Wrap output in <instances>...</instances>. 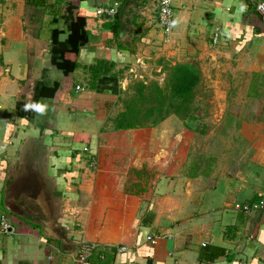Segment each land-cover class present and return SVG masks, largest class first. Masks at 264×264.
<instances>
[{
    "label": "crops",
    "instance_id": "1",
    "mask_svg": "<svg viewBox=\"0 0 264 264\" xmlns=\"http://www.w3.org/2000/svg\"><path fill=\"white\" fill-rule=\"evenodd\" d=\"M71 1L87 21L89 40L79 66L65 75L50 60L51 29L63 26L53 21L57 0H0V216L14 227L0 234V264H72L83 241L95 244L89 264H264V204L253 207L264 201V105L244 123L253 150L236 170L192 172L181 147H189L186 138L170 150L167 126L175 115L149 127L114 129L112 121L132 80L146 81L167 62H196L216 74L227 69L237 78L250 73L247 88L264 93V26L249 0H172L169 34L158 23V0H148L132 8L124 36L114 17L96 12L114 0ZM97 60L113 64L116 84L87 87L85 65ZM31 141L46 146L57 199L26 197L42 222L20 217L26 224L19 226L4 199L42 189L26 178L14 185L11 165ZM144 165L148 178L130 171Z\"/></svg>",
    "mask_w": 264,
    "mask_h": 264
},
{
    "label": "rangeland",
    "instance_id": "2",
    "mask_svg": "<svg viewBox=\"0 0 264 264\" xmlns=\"http://www.w3.org/2000/svg\"><path fill=\"white\" fill-rule=\"evenodd\" d=\"M145 4L139 0L132 5V8L135 7L136 10ZM249 6L252 8V13L254 6L250 0ZM170 32L171 30L168 34ZM243 74L237 78L229 75L227 69L218 74L207 69L203 70L202 85L194 100L195 111L200 115V119L189 121L188 127L182 121H178L177 116L175 117L178 119L174 118L173 121L168 122L167 128L171 139H173L169 144L170 150L178 148L176 141L179 136V140L181 138L183 140L185 137L189 147L184 145L181 147L187 149L185 165L192 172L202 173L213 169V166L236 170L249 160L253 150L252 143L243 136L241 130L246 126L244 123L254 121L259 113L262 114L264 93L262 90L260 94H257L255 88L252 92L251 86L247 88V81L250 84L252 74L246 72ZM150 75V77L145 76L146 81L156 80L159 84H163L165 77L163 70L160 72L151 71ZM138 80L143 79L138 78ZM195 128L201 129L203 132L193 130ZM46 153V146L42 141L27 142L21 148L20 154L13 161L11 168L13 169L14 185L19 184L20 180H31L33 184L42 185V189L40 186H35L27 190L29 199L37 196V201L40 203L47 199L53 204L57 198L52 194L53 191L48 185L49 178L46 169L49 164ZM24 178L26 179L24 180Z\"/></svg>",
    "mask_w": 264,
    "mask_h": 264
},
{
    "label": "trees",
    "instance_id": "3",
    "mask_svg": "<svg viewBox=\"0 0 264 264\" xmlns=\"http://www.w3.org/2000/svg\"><path fill=\"white\" fill-rule=\"evenodd\" d=\"M147 1L140 0L143 4ZM120 2L118 12L114 16L117 30H119V11L125 4V0H120ZM136 2L139 0H130L129 2L126 23H129L132 5ZM252 12L256 21L263 25L255 10ZM53 21L61 22L63 26L51 29L50 60L56 69L67 75L79 66L77 61L79 49L89 40L87 21L71 0H57ZM62 33H66L64 39L60 38ZM116 39H121L118 37V33ZM124 46L130 47V43L128 42ZM85 67L90 74L87 82V87L90 89H101L104 83L112 82L114 85L118 81L119 72L112 71L113 64L111 62L97 60ZM162 70L165 72L162 85L156 80H132L126 89V95L121 98L123 110L112 118L114 129L155 126L171 114L177 116L186 127L190 125L189 121L200 119L194 106L195 97L202 85L200 66L196 62H167L163 64ZM57 85L58 83L55 82L52 89H55ZM193 130L203 132L198 128ZM130 171L138 176L143 175L147 178L150 176L146 165L141 169L132 168ZM139 185L140 183L135 184L137 189H143ZM12 217L15 224L19 226L26 224L20 217L14 214Z\"/></svg>",
    "mask_w": 264,
    "mask_h": 264
},
{
    "label": "built area",
    "instance_id": "4",
    "mask_svg": "<svg viewBox=\"0 0 264 264\" xmlns=\"http://www.w3.org/2000/svg\"><path fill=\"white\" fill-rule=\"evenodd\" d=\"M253 3L254 10L260 17L263 25H264V0H250ZM121 2L119 0H114L107 6L100 7L96 10L97 14H105L109 17H114L118 12L119 6ZM157 19L159 26L163 30L165 34L172 29L173 24V5L172 0H158L157 4ZM221 40V31L219 27H215L211 34V41L213 43H217ZM140 60H137L139 62ZM133 73L136 72L135 68L133 67L131 70ZM80 86L76 85V89H79ZM84 150H88L87 147H84ZM91 164L95 165L96 160L94 156H90ZM264 204L263 200H260L258 204L253 205V207H262ZM249 208L245 206V210L247 211ZM14 230L13 225L6 219L5 216H0V234H6L12 232ZM147 239L154 243L156 236L155 235H148ZM204 244V243H203ZM95 248V244L92 242H81L78 252L74 257V262L72 264H89L90 262V254ZM126 246L122 245L119 246V250H125ZM66 264V263H65Z\"/></svg>",
    "mask_w": 264,
    "mask_h": 264
},
{
    "label": "water",
    "instance_id": "5",
    "mask_svg": "<svg viewBox=\"0 0 264 264\" xmlns=\"http://www.w3.org/2000/svg\"><path fill=\"white\" fill-rule=\"evenodd\" d=\"M129 2L130 0H125V4L123 5L122 9L119 11L120 36H124L129 29V26L125 21L126 11L130 7ZM11 181H12V177H8L7 180L8 186L11 184ZM26 197L27 196L25 194H21V196L18 198L9 197L6 195L4 199V206L6 210L22 218L30 217L32 222L34 223H41L42 216L40 213L39 206L34 202H27Z\"/></svg>",
    "mask_w": 264,
    "mask_h": 264
}]
</instances>
